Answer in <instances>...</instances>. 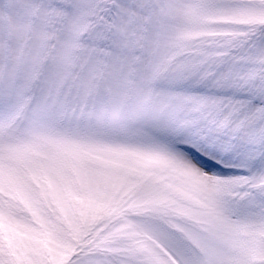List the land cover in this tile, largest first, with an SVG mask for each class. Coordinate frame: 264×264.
I'll use <instances>...</instances> for the list:
<instances>
[{
  "label": "snow or ice",
  "instance_id": "1",
  "mask_svg": "<svg viewBox=\"0 0 264 264\" xmlns=\"http://www.w3.org/2000/svg\"><path fill=\"white\" fill-rule=\"evenodd\" d=\"M0 264H264V0H0Z\"/></svg>",
  "mask_w": 264,
  "mask_h": 264
}]
</instances>
